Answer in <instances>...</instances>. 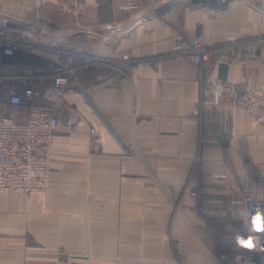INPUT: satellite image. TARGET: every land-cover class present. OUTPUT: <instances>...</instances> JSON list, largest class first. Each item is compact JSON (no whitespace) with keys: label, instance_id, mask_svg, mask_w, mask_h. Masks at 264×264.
Instances as JSON below:
<instances>
[{"label":"crops","instance_id":"obj_1","mask_svg":"<svg viewBox=\"0 0 264 264\" xmlns=\"http://www.w3.org/2000/svg\"><path fill=\"white\" fill-rule=\"evenodd\" d=\"M126 1L0 0L39 46L76 54L74 80L109 126L93 152L90 121L66 110L47 192L26 207L0 192V264H238L220 238L240 225L245 181L264 180V124L207 102L208 65L172 54L199 37L215 74L257 86L264 44L250 56L234 41L264 34V0ZM200 202L225 210L217 220Z\"/></svg>","mask_w":264,"mask_h":264},{"label":"built area","instance_id":"obj_2","mask_svg":"<svg viewBox=\"0 0 264 264\" xmlns=\"http://www.w3.org/2000/svg\"><path fill=\"white\" fill-rule=\"evenodd\" d=\"M126 6L135 4L127 0ZM159 15L156 9L148 10L141 19ZM21 27L18 16L0 12V190L32 193L48 186L53 141L66 110H71L69 120L86 118L90 121L89 131L94 143L100 138L97 125L105 129L109 126L74 80L76 54L54 46H39L31 29ZM234 43L248 55L255 56L264 44V35ZM21 49L33 53L23 55L34 61L18 58ZM172 55H190L195 61L208 65L205 89L210 96L207 102L240 106L264 124V68L257 86L223 80L215 74L210 50L199 37L191 44L177 42ZM122 57L125 62H119L118 69L132 74L135 63L128 53H123ZM88 61L94 62L96 58L89 57ZM37 96H41L47 106H40L35 101ZM240 206L239 236L257 235L251 232L250 222L252 210L264 208V180L245 181ZM261 239L264 240V234ZM238 254L243 264H264V249L259 245L254 249L241 248Z\"/></svg>","mask_w":264,"mask_h":264},{"label":"rangeland","instance_id":"obj_3","mask_svg":"<svg viewBox=\"0 0 264 264\" xmlns=\"http://www.w3.org/2000/svg\"><path fill=\"white\" fill-rule=\"evenodd\" d=\"M262 35H264V34H262ZM246 39H249V38H246ZM241 51L247 55V53H245L243 50H241ZM18 55H19L18 58H20V59L24 58V60H27V61L33 60L32 58H29L23 54H18ZM210 60H211L212 64L216 63L215 61H212L213 60L212 54L210 56ZM104 140H105V138H103V139L99 138L96 140V143H94L93 142L94 138L90 137L91 150L93 152H100L103 149ZM52 150H53V147H52ZM49 185H50V178H49V182H48L47 187L42 188V189L37 190V191L32 192V193H22V192L9 191V190H0V192H6V193L9 192V193H13V194L23 196L25 199V201L23 203H24V206L26 207L27 205H29L30 198L37 196V195L45 194L49 188ZM199 205H200L199 208H202L205 210L208 209V211L212 212V214L217 218V220H219L218 216L221 214V212L225 210L222 208V206H218V207L215 206L214 208H205V205L201 202ZM240 208H241V206H240ZM8 213H10V210H7V214ZM8 218H11V219H9L10 221H8L9 223H7L6 226L8 228H11V227H13V216L8 217ZM225 232H226L225 234H224V232H222L221 236L222 235L223 236L220 238V244L222 245V248L225 249L224 252L222 253L223 258H225L226 260L232 259V260L238 262V264H243L241 261H239V259H238L239 254H237L238 251H240L239 248H237V244H236V238L240 235L238 228L236 227V229L234 231H228L227 230Z\"/></svg>","mask_w":264,"mask_h":264},{"label":"clouds","instance_id":"obj_4","mask_svg":"<svg viewBox=\"0 0 264 264\" xmlns=\"http://www.w3.org/2000/svg\"><path fill=\"white\" fill-rule=\"evenodd\" d=\"M253 215L251 217V232L257 235L248 236L244 238L243 236H238L236 238V244L244 249H254L259 245L264 249V240L261 239V235L264 234V208L259 210L253 209Z\"/></svg>","mask_w":264,"mask_h":264}]
</instances>
